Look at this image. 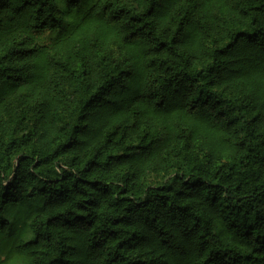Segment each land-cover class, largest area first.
Listing matches in <instances>:
<instances>
[{
  "label": "trees",
  "instance_id": "1",
  "mask_svg": "<svg viewBox=\"0 0 264 264\" xmlns=\"http://www.w3.org/2000/svg\"><path fill=\"white\" fill-rule=\"evenodd\" d=\"M0 264H264V0H0Z\"/></svg>",
  "mask_w": 264,
  "mask_h": 264
},
{
  "label": "rangeland",
  "instance_id": "2",
  "mask_svg": "<svg viewBox=\"0 0 264 264\" xmlns=\"http://www.w3.org/2000/svg\"><path fill=\"white\" fill-rule=\"evenodd\" d=\"M59 7H62V9H64L65 12V18L63 22V27H65L66 25L73 23L75 20H77V18L81 16L82 12H84L87 6L82 5L81 7L74 9V12L70 15L67 14V10L65 6L59 5ZM61 29H57L54 31H42L43 35L36 34L34 37L40 43H44V44L47 42L49 43L56 38L57 34Z\"/></svg>",
  "mask_w": 264,
  "mask_h": 264
}]
</instances>
